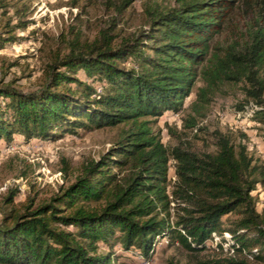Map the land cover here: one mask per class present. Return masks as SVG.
I'll list each match as a JSON object with an SVG mask.
<instances>
[{"label":"trees","instance_id":"1","mask_svg":"<svg viewBox=\"0 0 264 264\" xmlns=\"http://www.w3.org/2000/svg\"><path fill=\"white\" fill-rule=\"evenodd\" d=\"M135 2L107 0L117 12L111 24L93 41L80 35L68 41L64 54L45 66L38 90L0 80V141L19 135L56 142L80 129L121 127L112 148L83 163L75 181L50 200L29 199L18 208L17 192L9 194L0 264H115L118 245L148 259L158 238L179 243L196 264L264 262V207L259 211L254 195L264 185V167L247 145L217 133V151L198 154L183 143L167 147L153 128L166 113L182 112L200 77L205 86L191 104L194 112L222 86L241 84L264 126V0H177L174 8L149 9L147 28L122 36L118 26ZM239 11L251 22L245 35L212 48ZM17 41L0 36V50ZM81 71L91 83L80 79ZM185 124L196 127L193 118ZM171 160L176 180L170 191ZM70 172L66 163L65 178ZM224 233L233 240L227 252L223 238L222 256L199 257Z\"/></svg>","mask_w":264,"mask_h":264},{"label":"rangeland","instance_id":"2","mask_svg":"<svg viewBox=\"0 0 264 264\" xmlns=\"http://www.w3.org/2000/svg\"><path fill=\"white\" fill-rule=\"evenodd\" d=\"M177 0H136L124 13L117 31L128 35L147 28L148 10L155 7L174 8ZM114 7H107V0H0V36L15 35L17 42L7 44L0 50V80L14 83L23 91L32 92L45 83V66L56 53L64 54L67 42L80 35L83 41H93L102 29L111 24L117 15ZM30 23L27 29L18 28L20 23ZM251 24L249 16L241 11L234 15L232 25L215 38L212 48H225L242 39ZM11 32V33H10ZM80 79L91 83L83 71ZM205 86L202 77L196 83L193 94L188 98L180 114L166 113L153 124L155 133L169 148L183 143L192 151L215 153L216 134H226L235 144H246L255 163L264 167V126L253 117V107L246 104L243 85H225L212 97L211 102L200 113L191 109L196 94ZM98 92L101 86L96 84ZM241 107L245 110L240 111ZM195 119L196 127L185 128L187 119ZM121 127L94 130H78L75 135L52 141L26 140L16 135L11 142L0 141V221L3 210L10 206L5 201L12 191L17 192L15 206L20 208L29 199L37 203L50 200L62 186L75 181L78 169L87 160H97L119 137ZM70 164L71 172L65 178L63 169ZM176 162L169 163V189L175 182ZM258 209L264 207V185L259 184L254 193ZM232 214L224 218L235 219ZM223 242L227 250L232 245L231 235L215 234L209 249L199 257L222 256L218 245ZM155 251L146 259L139 250L126 252L115 247V264H196L195 254L179 243L170 245L158 238ZM143 259H142V257ZM253 264H264L252 262Z\"/></svg>","mask_w":264,"mask_h":264},{"label":"built area","instance_id":"3","mask_svg":"<svg viewBox=\"0 0 264 264\" xmlns=\"http://www.w3.org/2000/svg\"><path fill=\"white\" fill-rule=\"evenodd\" d=\"M100 92V91H99ZM176 179V178H175ZM165 240H167V239H165ZM167 242H169L168 240H167ZM140 253V252H139ZM142 257V256H141ZM142 259H143V257H142Z\"/></svg>","mask_w":264,"mask_h":264}]
</instances>
